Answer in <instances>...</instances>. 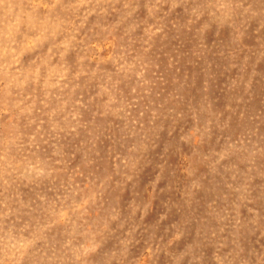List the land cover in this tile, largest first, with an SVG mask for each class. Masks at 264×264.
<instances>
[{"label":"rangeland","instance_id":"1","mask_svg":"<svg viewBox=\"0 0 264 264\" xmlns=\"http://www.w3.org/2000/svg\"><path fill=\"white\" fill-rule=\"evenodd\" d=\"M0 264H264V0H0Z\"/></svg>","mask_w":264,"mask_h":264}]
</instances>
